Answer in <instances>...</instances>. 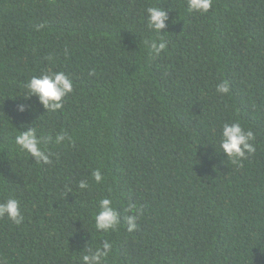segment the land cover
<instances>
[{
  "label": "trees",
  "instance_id": "obj_1",
  "mask_svg": "<svg viewBox=\"0 0 264 264\" xmlns=\"http://www.w3.org/2000/svg\"><path fill=\"white\" fill-rule=\"evenodd\" d=\"M149 7L168 14L159 55ZM51 72L74 85L55 113L25 99ZM234 122L256 148L235 163L220 152ZM31 127L52 138L48 164L15 144ZM103 198L120 224L97 232ZM10 199L24 220L0 218V264H82L104 241L105 264H264V0H212L206 13L187 0H0V203Z\"/></svg>",
  "mask_w": 264,
  "mask_h": 264
},
{
  "label": "clouds",
  "instance_id": "obj_2",
  "mask_svg": "<svg viewBox=\"0 0 264 264\" xmlns=\"http://www.w3.org/2000/svg\"><path fill=\"white\" fill-rule=\"evenodd\" d=\"M188 9L192 12L206 13L209 11L212 0H187ZM148 13V27L150 30L158 34L159 39L153 40L150 44L151 52L159 55L167 48V42L163 39L161 30L167 28L166 21H168V14L165 10L158 7H149ZM42 27V25H41ZM27 97H36L41 105H43L46 112L55 113L57 110L63 109L64 98L73 92V81L70 80L64 72L43 73L39 77L33 76L26 84ZM217 92L220 94H227L229 92V85L227 82H221L217 85ZM30 108L21 104L18 106V111L23 113ZM220 149L222 153L226 154L228 159H232L235 163L242 158H246L247 154L254 153L256 148L252 143L255 140L254 133L251 130L245 131L239 122L224 123L220 134ZM66 139V134L60 132L55 136V143L59 144ZM52 141L51 137L41 138L37 135L36 129L31 127L27 131H20L15 137V144L21 152L27 153L34 158L36 163H50L51 153L47 152L42 145H47ZM94 180L101 183L103 180L102 174L99 170L92 173ZM79 188L85 190L88 188V183L81 180ZM127 211L133 213L126 216L127 231L133 232L137 228V221L139 217V210L135 209L134 205H129ZM7 217L15 224H21L24 220L20 212L19 202L15 199H10L6 202L0 203V218ZM120 224V215L113 207L112 200L103 198L99 201L98 210L94 213V227L97 232H108L115 230ZM112 251V244L104 241L100 247L94 250L85 252L81 261L82 264H105L106 258Z\"/></svg>",
  "mask_w": 264,
  "mask_h": 264
}]
</instances>
